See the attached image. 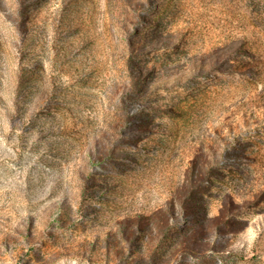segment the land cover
Segmentation results:
<instances>
[{"label": "rangeland", "instance_id": "374dc122", "mask_svg": "<svg viewBox=\"0 0 264 264\" xmlns=\"http://www.w3.org/2000/svg\"><path fill=\"white\" fill-rule=\"evenodd\" d=\"M0 264H264V0H0Z\"/></svg>", "mask_w": 264, "mask_h": 264}]
</instances>
